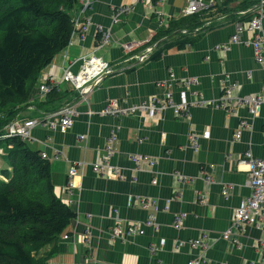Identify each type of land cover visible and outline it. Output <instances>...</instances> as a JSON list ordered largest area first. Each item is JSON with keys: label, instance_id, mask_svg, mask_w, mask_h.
Returning a JSON list of instances; mask_svg holds the SVG:
<instances>
[{"label": "crops", "instance_id": "0c3cea01", "mask_svg": "<svg viewBox=\"0 0 264 264\" xmlns=\"http://www.w3.org/2000/svg\"><path fill=\"white\" fill-rule=\"evenodd\" d=\"M187 1L165 0L157 8L161 17L154 14L151 0H91L86 9L79 5L73 9V19L89 20L88 30L83 35L77 31L40 71L30 104L45 98L38 93L37 85L59 78L68 64L73 72L78 70L79 57L94 50L98 27L110 32L111 42L95 53L112 66L113 72L94 86L88 101L79 99L78 92L68 83L60 82L57 91H74L66 102L77 110L72 126L61 133L38 125L27 141L31 148L48 155L54 191L75 213L46 264H185L201 252L187 243L178 246L177 242L202 235L210 243L203 253L209 264H264V255L259 251L260 245L264 246V224L246 227L239 235L238 245L222 238L235 209L251 193L247 167L238 160L248 150L254 157L264 159V104L255 115L244 106L232 111L193 107L186 117H176L171 109H166L152 119L138 113H98L110 101L127 106L153 96L160 98L167 90L176 100L181 92L192 98L193 91L205 99L217 100L227 80L236 83L238 95L261 89L263 71L254 60L251 45L246 43L253 33H240L244 43L230 42L235 23L256 15L259 1L238 7L244 5V0H203L206 7L201 11L213 7L211 15L202 30L189 34V42L183 48L165 49L157 59L151 58L152 50L140 62L126 60L130 54L154 47L158 28L183 16ZM225 4L231 12H218ZM122 5L131 6L130 11L113 22L114 7ZM262 22L264 28V17ZM124 43L137 46L128 53ZM127 64L130 67L123 68ZM170 71L177 81H196L182 87L169 79ZM31 115L42 118L46 113L30 105L18 118ZM242 121L249 127L241 128L240 137L234 139ZM205 132L208 135L203 137ZM112 133L114 138L108 146ZM191 134L197 137V150L192 148ZM80 135L84 138L80 139ZM55 150L61 153L59 158H54ZM136 154L150 157L153 165L140 163L136 167L132 161ZM104 157L119 168L121 177L94 173L90 163ZM73 161L86 164L73 177L69 191L68 169ZM207 176L211 181H206ZM141 198L153 200L156 206L143 207ZM180 213L184 218L181 226L175 228L174 219ZM150 215L156 228L145 226ZM118 223L144 226V230L115 238L110 232ZM160 239H164V245L151 252L150 247L159 245Z\"/></svg>", "mask_w": 264, "mask_h": 264}, {"label": "trees", "instance_id": "16d2710c", "mask_svg": "<svg viewBox=\"0 0 264 264\" xmlns=\"http://www.w3.org/2000/svg\"><path fill=\"white\" fill-rule=\"evenodd\" d=\"M256 1L244 0L238 7ZM77 5L79 0H0V155L8 163L0 169V264H46L75 215L54 191L48 159L26 140L4 136V127L30 105L55 111L74 92L52 89L43 100L29 101L40 71L70 42ZM226 7L218 12L230 13ZM212 8L161 25L151 58H159L165 49L183 48L190 33L205 27Z\"/></svg>", "mask_w": 264, "mask_h": 264}, {"label": "built area", "instance_id": "2783aa9c", "mask_svg": "<svg viewBox=\"0 0 264 264\" xmlns=\"http://www.w3.org/2000/svg\"><path fill=\"white\" fill-rule=\"evenodd\" d=\"M165 0H151L152 8L154 14L158 17L162 16V12L157 10L158 5H161ZM91 3V0H79L81 9H86ZM206 7L203 0H188L186 5L182 10V15H191L198 13ZM131 6L122 5L114 7L112 13V21L117 22L121 14L129 12ZM264 17V0H259L257 5L256 15H254L250 20L247 21H237L235 23V32L230 36V42L232 43H244L240 38V33L243 31L252 32L251 39L247 40L246 43L250 44L253 49V56L256 63H258L263 71V84L259 91L247 94L238 95L235 93L237 87L236 83L227 82L223 83L222 93L217 100H208L203 98V96L198 92H191L192 98L188 99L185 92L179 94L178 100L174 99L173 93L166 91L164 95L160 98L150 97L146 102L135 103L127 106H120L114 101H110L107 105L100 110L98 113L105 115H126L131 113H138L144 115L147 118H157L166 109H171L174 116L176 117H186L190 114V109L193 107H216L232 111L236 106H244L247 108L251 115H255L264 104V28L262 19ZM74 27L72 36L78 31L79 35L86 33L89 27L88 19H74ZM99 38L96 41L94 50L86 55L79 57L80 66L76 72L71 70V65L68 64L63 67L61 75L59 78L48 79L46 82H42L37 85L38 93L42 96L52 89H58V84L60 82L68 83L74 90L79 94V99L83 101H88V95L93 90L102 78L113 72L112 66L105 61L101 56L97 55L95 51L97 49L103 48L110 44L111 36L108 30H103L98 27ZM136 43H124L123 48L126 52H131L135 47ZM218 48H224L225 45H218ZM153 47H147L140 53L130 54L126 60H136L138 62L148 58L149 53L153 50ZM129 68L130 65H125ZM169 79L180 85L188 86L194 83L196 79H185L183 81H177L173 72L170 71ZM227 79V77H226ZM160 85H166V83H160ZM77 115V110L74 104H65L55 111L46 113L42 118H14L5 127L4 136H18L23 140L28 141L32 139L31 131L35 126H44L49 129L58 130L61 133H65L73 124L74 118ZM249 127V124L242 121L240 123V129L234 133V139L240 137L241 128ZM207 132L203 133V137H206ZM80 139L84 138L83 135L79 136ZM114 134L108 139V146H110ZM191 139V145L194 150L198 149L197 137L195 134L189 136ZM2 149L0 148V154ZM43 158H49L45 152L40 153ZM60 154L55 150L54 158H59ZM132 161L139 167L140 163H147L153 165L154 160L146 155L136 154L132 156ZM239 164H244L247 167L248 179L247 184L251 190L249 196L241 200L237 208L235 209L232 217L230 227L222 233V238L226 239L232 243L238 245L239 235L246 229V227L252 225L255 227H260L264 224V159L256 158L253 156L250 150L245 151L243 156L238 160ZM84 161H73L70 162L68 169V185L67 189L71 191L73 187V177L77 175L78 170H82L85 166ZM92 170L97 175L102 176H115L121 177L120 170L116 165L109 163L108 158L104 157L101 161L90 163ZM206 181H211V177L207 176ZM226 191V190H225ZM224 191V192H225ZM141 205L143 207L156 206V203L151 199L141 198ZM68 203H71L68 200ZM168 207V206H167ZM157 208V207H156ZM116 214V211H115ZM184 214L180 213L175 216L173 226L179 228L183 221ZM145 226H152L156 228L153 215H150L145 222ZM144 228V226H143ZM140 225L127 224L122 225L120 223L114 225L110 232V235L115 238H124L128 236H133L143 232ZM187 243L190 247L199 249L201 252L199 255L189 259L185 264H209L206 257L204 256L205 250L210 246V243L206 235H202L196 239H190L188 241H178V246H182ZM164 245V239H160L159 245H152L150 247L151 252H156ZM259 251L264 255V246L260 245Z\"/></svg>", "mask_w": 264, "mask_h": 264}, {"label": "rangeland", "instance_id": "374dc122", "mask_svg": "<svg viewBox=\"0 0 264 264\" xmlns=\"http://www.w3.org/2000/svg\"><path fill=\"white\" fill-rule=\"evenodd\" d=\"M7 166V160L2 155H0V168H6Z\"/></svg>", "mask_w": 264, "mask_h": 264}]
</instances>
